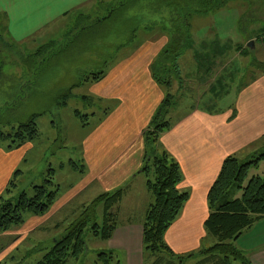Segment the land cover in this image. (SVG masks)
<instances>
[{"label":"crops","instance_id":"1","mask_svg":"<svg viewBox=\"0 0 264 264\" xmlns=\"http://www.w3.org/2000/svg\"><path fill=\"white\" fill-rule=\"evenodd\" d=\"M102 4L101 0H0V15L4 17L8 34L5 38L19 50L24 46L30 48L31 56L38 48L46 46L47 54L52 49L49 45L63 41L78 19L99 16ZM140 33L126 46L110 51L100 63L99 70H103L104 75L98 81L83 82L84 73H79L78 86L85 87L79 98L97 101L102 115L82 138L81 164L73 169L79 180L71 187L72 193L58 196L49 212L29 223L28 229L20 226V229L0 232V240L10 238L8 246H0V259L4 258L3 253L13 259L20 245L30 240L38 245L51 242L50 229H40L45 224L44 218L60 212L72 195L92 190L90 199H94V195L126 185L116 214L135 220L117 226L110 240L104 243L119 264H144L142 223L152 196L141 173L145 156L143 132L164 98L162 87L152 79L150 66L168 38L159 37L158 33L138 38ZM190 52L191 64L196 53ZM236 101L237 118L233 121L232 112L211 115L196 110L171 123L158 138L159 146L178 163L182 175L180 189L189 196L167 231L165 242L176 256L185 257L183 259L196 256L194 264L200 259L199 251L214 243L204 228L209 215L206 197L224 159L250 156L263 145L264 75L260 74L250 86L241 90ZM92 115L93 119L97 116ZM1 145L0 197L22 163L23 152L31 148L30 143L20 148ZM263 172L264 168L260 170ZM234 245L251 264H264V217L244 231Z\"/></svg>","mask_w":264,"mask_h":264},{"label":"rangeland","instance_id":"2","mask_svg":"<svg viewBox=\"0 0 264 264\" xmlns=\"http://www.w3.org/2000/svg\"><path fill=\"white\" fill-rule=\"evenodd\" d=\"M101 1L108 4L113 0ZM150 3L144 1L135 4L117 20L118 24L115 26L98 27L99 30L104 29L103 39L98 41L97 37L96 42L93 41L91 46L84 50L77 47L79 42L73 44L72 34H66L61 41L63 43H52V49L47 54L46 46L38 48L34 56H31L30 48L24 46L21 50L17 49L2 33L0 132L13 135L14 140L19 123L35 116L38 133L34 142L30 143L31 148L22 154L23 161L16 170L18 172L14 181L16 187L10 189L11 194L4 191V200L15 203L22 192L31 198L34 194L33 188L44 186V181L49 179L59 187V196L74 191L71 187L77 184L79 175L74 174L72 166L79 167L81 164L82 138L89 127L94 125L95 120L102 116L97 101L79 98L85 88L83 85L78 86L77 82L81 77L79 73L90 70L86 73L95 74L94 71L101 68V60L107 58L112 49L125 43L133 31L136 30L138 34L144 31L142 30L144 27L154 26V22L160 17L151 14ZM73 20L74 18L71 21ZM83 22L85 19H81L79 24ZM188 24L189 43L183 47L176 70L164 69L161 74L164 81L169 82V85H164L165 88L162 87L164 95H171L173 101L168 114L170 122L174 123L196 110L211 115L232 112L233 121L237 118L235 104L241 90L250 86L260 74L264 75V0H231L223 8L203 15H192ZM144 34L147 33L144 31ZM144 34L140 33L138 38L150 37L149 34ZM250 43H253L252 48ZM190 51L196 53L191 64ZM75 112L85 118L80 121ZM92 114L97 116L93 119ZM11 142L9 138L0 139V144L4 148L11 146ZM48 168L54 173L50 174ZM263 168L264 161L257 170L251 169L243 186L253 173H260ZM47 172L50 177L47 176ZM142 174L146 182L153 179L152 170L149 175L145 172ZM91 193L92 190H89L86 194L72 195L66 207L60 212L44 218L45 224L40 229H50L51 242L46 241L38 245L30 240L22 243L15 251L13 259H9V255L3 253L4 258L0 259V264H36L52 247L53 240L63 236L71 224L81 218L82 207L87 206L92 200ZM236 194H241V191L234 184L226 197L229 195L228 199L234 200ZM113 211L116 215V226L135 220L118 216L116 208ZM24 217L25 225L21 226V229H28L31 225L29 223L38 219L31 218L32 216L28 214ZM102 220V209L98 208L97 224L101 225ZM12 229H20V226ZM83 237L86 243L85 253L77 259L71 258L67 264H102L98 254L107 251L105 243L87 230ZM9 242L10 238L1 239V248L8 246ZM206 246L199 252L209 248ZM177 258L174 259L175 264H194L196 260L193 256L181 260ZM231 264L239 263L231 261Z\"/></svg>","mask_w":264,"mask_h":264},{"label":"trees","instance_id":"3","mask_svg":"<svg viewBox=\"0 0 264 264\" xmlns=\"http://www.w3.org/2000/svg\"><path fill=\"white\" fill-rule=\"evenodd\" d=\"M144 1L151 2L149 11L160 18L154 22V26L144 27L142 30L147 34L158 33L168 38L167 44L150 66L154 82L165 88L164 85H169V82H165L161 77L162 72L169 68L172 71L176 70L183 47L189 43V17L223 8L231 0H113L108 4L101 5L99 16L86 17V22L80 24L81 19L76 21L73 27H77L68 33L72 34L73 44L79 42L77 47L80 50L89 48L93 41L96 42L97 37L98 41L103 39L104 29L99 30L98 27L106 28L117 25V20L122 18L123 14L129 12L135 4ZM101 13L105 14L101 15ZM155 27L160 29L156 30ZM146 29L151 30L146 31ZM135 31L129 35L125 43L115 49L126 46L132 41L137 34ZM2 33L8 36L4 17L0 15V37L3 35ZM51 46L52 44L49 45V47ZM94 73H84L82 81H98L104 75L103 70L94 71ZM172 104V96L164 95L162 103L143 132L145 156L141 173L145 172L149 175L150 170L153 173V179L146 182V187L152 196V203L149 205L142 223L144 264H175L176 257L180 260L183 259L176 256L168 247L165 235L175 223L189 196L187 192L180 189L182 175L178 163L158 144L159 135L171 126L168 114ZM75 115L80 121L85 118L78 112H75ZM35 119L36 117L32 116L19 123L14 140L12 139L13 135L2 132H0V139H11L9 148H20L26 143L34 142L38 135ZM263 161L264 142L259 151L250 156L244 158L228 156L224 159L206 197L209 215L204 221V228L214 243L203 252H199L200 261L198 260L196 264H231V261H238L239 264H251L233 242L264 217V172L253 173L247 184L243 186L250 170H257ZM72 169H77V166H72ZM48 172L54 173L51 168H48ZM48 172L47 176L50 177ZM17 173V171L13 173L5 193H10V189L16 187L14 181ZM44 182V186L33 188L34 194L31 198H28L25 192L17 197L15 203H12L11 200H4L3 195L0 197V232L22 226L25 223V214L43 217L49 212L59 196V187L54 184L52 179ZM234 184L238 186L241 194H236L234 200H229V195L227 197L226 195ZM125 188L126 185L114 191L100 194L92 199L87 206H83L81 218L71 224L63 236L54 240L52 247L43 254L36 264H67L71 258H79L86 251L83 237L86 230L103 242L110 240L117 227L116 215L113 210L115 208L117 210ZM98 208L102 209L101 225L96 221ZM98 259L102 264L110 262L119 264L118 258L110 250L99 253Z\"/></svg>","mask_w":264,"mask_h":264},{"label":"water","instance_id":"4","mask_svg":"<svg viewBox=\"0 0 264 264\" xmlns=\"http://www.w3.org/2000/svg\"><path fill=\"white\" fill-rule=\"evenodd\" d=\"M249 45H250V46H251V48H252V45H253V43H250Z\"/></svg>","mask_w":264,"mask_h":264}]
</instances>
